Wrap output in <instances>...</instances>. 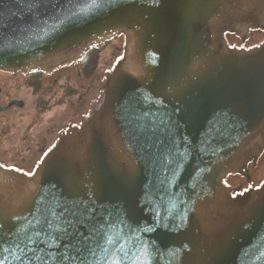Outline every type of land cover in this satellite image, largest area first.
<instances>
[{
	"label": "water",
	"instance_id": "water-1",
	"mask_svg": "<svg viewBox=\"0 0 264 264\" xmlns=\"http://www.w3.org/2000/svg\"><path fill=\"white\" fill-rule=\"evenodd\" d=\"M91 3L0 0L1 70L48 73L123 40L91 116L31 174L0 163L3 246L20 229L29 257L63 250L35 233L48 209L81 205L111 225L97 264H264V181L224 183L264 150V41L226 38L264 30V0H95L78 12ZM69 10L80 20L61 25Z\"/></svg>",
	"mask_w": 264,
	"mask_h": 264
},
{
	"label": "flooded vegetation",
	"instance_id": "flooded-vegetation-1",
	"mask_svg": "<svg viewBox=\"0 0 264 264\" xmlns=\"http://www.w3.org/2000/svg\"><path fill=\"white\" fill-rule=\"evenodd\" d=\"M255 33L258 36L253 42L246 44ZM228 36L227 34L230 45L249 48L264 41V30H252L243 44L238 37L233 36L230 41ZM122 45V36H118L98 47L100 50L95 60H86L85 55L76 63L48 73L0 69V163L31 174L61 137L80 127L99 106L103 79L109 66L119 57ZM106 49L109 52L103 56L102 52ZM22 92L34 96L29 111ZM28 113H31V120L18 129L23 124L22 118ZM9 120L13 124L19 120L20 124L15 127L16 139L7 143V132L12 125L8 123ZM229 183L227 184L230 185ZM236 185L241 186L238 192L249 186L243 188L239 183L231 186ZM258 185L253 184L254 187Z\"/></svg>",
	"mask_w": 264,
	"mask_h": 264
},
{
	"label": "snow or ice",
	"instance_id": "snow-or-ice-1",
	"mask_svg": "<svg viewBox=\"0 0 264 264\" xmlns=\"http://www.w3.org/2000/svg\"><path fill=\"white\" fill-rule=\"evenodd\" d=\"M114 0H107V3H113ZM72 4V0H69ZM72 4V7H75ZM95 0H92L91 4L80 7L78 12L83 13L88 8L96 7ZM78 12L69 10L65 14L64 19L60 21V24L75 23L80 20ZM59 25H54L53 29H58ZM61 210L57 212L54 209H48L52 219L44 218L43 223L47 224V229H41L40 232H36L35 235L39 237L42 233L48 235L52 240L56 241L57 244L62 245V249H57V252L48 251L45 255H37V253L43 251V249L36 247L31 249L32 256H27L26 250L29 248V243H35L33 237L30 235H24L21 237V230L17 229L16 235L17 240L14 245L4 247L7 244V235L3 230V223L0 222V252L8 253L13 255L15 261L23 264L26 260L34 262H42V264H48V261H52L53 264H97V262L104 257L100 255L101 252H106V249L102 244L97 243V238L103 236L105 239H109L105 232L106 227H110V224H106L101 220L93 222L95 216V209L91 211L88 206L81 205H58ZM39 222V221H38ZM91 224L88 228L87 235H81L79 228L82 225ZM52 230V231H49ZM27 241V242H25ZM23 245V247H21ZM49 248L51 245L49 244ZM15 252H20V255H15ZM7 256L0 259V264H4Z\"/></svg>",
	"mask_w": 264,
	"mask_h": 264
},
{
	"label": "rangeland",
	"instance_id": "rangeland-1",
	"mask_svg": "<svg viewBox=\"0 0 264 264\" xmlns=\"http://www.w3.org/2000/svg\"><path fill=\"white\" fill-rule=\"evenodd\" d=\"M228 35H229L228 36L229 37V40L230 41L233 40V36L231 34H228ZM226 36H227V34H226ZM256 36H258L257 33H255L254 35H252L251 38H250V40H248V42L246 44H250L251 42H253V39H255ZM108 52H109V50L106 49L105 51L102 52V55L104 56L105 53L107 54ZM21 94L27 100L26 101L27 110L29 111L30 110L29 107L32 104V100L34 99V96H31V94L24 93V92H22ZM48 114L51 115V112H48ZM30 120H31V113H28L27 116H25V117L22 118L21 122L23 124H21V125H19L20 124L19 120H18V122L14 121L15 124H13L9 120L8 123H12V125H10V128H9V130L7 132V141H8L7 143L13 142L16 139V135L14 134V132L16 130L15 127H17L19 125L18 126L19 127L18 129H20V126H23L24 127V125H26ZM9 134H11V136ZM247 172H248V177L245 176V175H240V174H232V175H229L228 178L226 180H224V183L226 185H228L227 183L230 182L229 183L230 185H228V186H231L233 184H238L239 183V184H242L243 185V188H246L247 185H249L248 186V188H249L251 185L253 186V184L258 185L262 181H264V150H263L262 154L260 155V157L258 158V160H257V162L255 164L249 163L247 165ZM237 186L238 185L232 186V187H237ZM244 190H246V189H244ZM239 192H241V191H239Z\"/></svg>",
	"mask_w": 264,
	"mask_h": 264
},
{
	"label": "trees",
	"instance_id": "trees-1",
	"mask_svg": "<svg viewBox=\"0 0 264 264\" xmlns=\"http://www.w3.org/2000/svg\"><path fill=\"white\" fill-rule=\"evenodd\" d=\"M99 50H100L99 48H93L89 52H87L86 60L87 59L95 60L98 57Z\"/></svg>",
	"mask_w": 264,
	"mask_h": 264
}]
</instances>
